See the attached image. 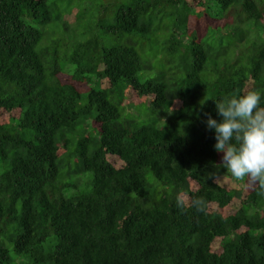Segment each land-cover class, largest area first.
<instances>
[{"label": "trees", "instance_id": "trees-1", "mask_svg": "<svg viewBox=\"0 0 264 264\" xmlns=\"http://www.w3.org/2000/svg\"><path fill=\"white\" fill-rule=\"evenodd\" d=\"M249 92L264 0H0V264H264L205 124Z\"/></svg>", "mask_w": 264, "mask_h": 264}, {"label": "clouds", "instance_id": "clouds-1", "mask_svg": "<svg viewBox=\"0 0 264 264\" xmlns=\"http://www.w3.org/2000/svg\"><path fill=\"white\" fill-rule=\"evenodd\" d=\"M261 95L249 92L215 102L219 122L207 115L206 128L214 133V150L222 154L220 165L235 180L246 177L259 183L264 195V109L258 108ZM202 198L192 201L203 210ZM179 206V202H178Z\"/></svg>", "mask_w": 264, "mask_h": 264}, {"label": "rangeland", "instance_id": "rangeland-1", "mask_svg": "<svg viewBox=\"0 0 264 264\" xmlns=\"http://www.w3.org/2000/svg\"><path fill=\"white\" fill-rule=\"evenodd\" d=\"M78 179L81 180V186H83L81 189H80V192L81 191H85L87 190V186L89 185L90 183V179H91V175L90 174H83L81 175ZM77 179V180H78ZM88 181V182H87ZM73 195V193H67V196H71Z\"/></svg>", "mask_w": 264, "mask_h": 264}]
</instances>
